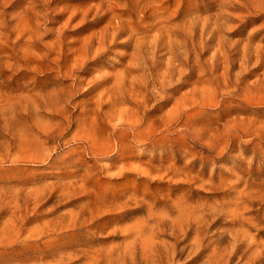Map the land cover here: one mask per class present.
<instances>
[{
  "label": "rangeland",
  "instance_id": "1",
  "mask_svg": "<svg viewBox=\"0 0 264 264\" xmlns=\"http://www.w3.org/2000/svg\"><path fill=\"white\" fill-rule=\"evenodd\" d=\"M0 264H264V0H0Z\"/></svg>",
  "mask_w": 264,
  "mask_h": 264
}]
</instances>
